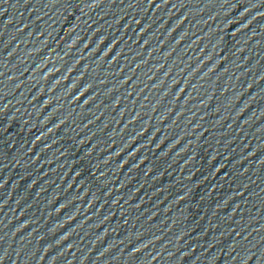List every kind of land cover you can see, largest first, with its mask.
<instances>
[{
	"label": "water",
	"instance_id": "1",
	"mask_svg": "<svg viewBox=\"0 0 264 264\" xmlns=\"http://www.w3.org/2000/svg\"><path fill=\"white\" fill-rule=\"evenodd\" d=\"M0 264H264V0H0Z\"/></svg>",
	"mask_w": 264,
	"mask_h": 264
}]
</instances>
